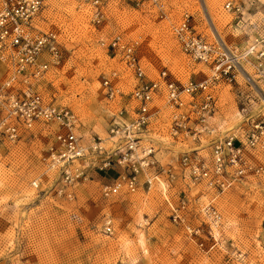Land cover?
I'll return each instance as SVG.
<instances>
[{"label": "rangeland", "instance_id": "1", "mask_svg": "<svg viewBox=\"0 0 264 264\" xmlns=\"http://www.w3.org/2000/svg\"><path fill=\"white\" fill-rule=\"evenodd\" d=\"M228 1L239 4L240 11L227 12ZM160 3L158 9L148 0H106L97 22L81 0H44L37 25L57 34L59 60L34 88L74 111L76 132L85 145L92 136H106L100 83L103 76L120 69L106 47L115 34L142 41L139 57L149 77L167 68L181 79L209 74L207 66L183 53L172 33V25L185 14L192 17L197 33L209 41L220 38L237 53L263 38L264 0ZM241 63L253 81L246 83L240 68L237 82L220 84L212 125L220 135L244 141L251 123L264 120V78H257L249 63ZM52 144L53 131L42 123L17 142L0 144V264H264V172L251 174L222 193L203 185L148 186L140 175L135 191L124 189L104 197L102 185L112 184L121 169L99 170L84 162V178L64 188L72 193L67 197L58 192L59 171L46 164ZM103 145L111 147L107 141ZM199 147L202 154L210 150L209 142ZM166 148L156 154L163 164L188 149L181 144ZM249 155L256 166H264V148L250 150ZM184 197L187 223L199 229L193 236L170 218L169 203L176 206ZM209 200L220 214L215 225L204 210ZM106 221L111 233L104 232Z\"/></svg>", "mask_w": 264, "mask_h": 264}, {"label": "built area", "instance_id": "2", "mask_svg": "<svg viewBox=\"0 0 264 264\" xmlns=\"http://www.w3.org/2000/svg\"><path fill=\"white\" fill-rule=\"evenodd\" d=\"M105 1L81 0V3L99 22ZM148 1L162 8L160 0ZM43 2L0 0V144H13L33 125L46 124L53 131L54 140L48 148L46 164L59 171V193L72 196L64 188L84 178L81 166L84 162L99 170L113 166L121 169L112 184L102 185L104 197L124 189L135 191L140 175L148 186L180 184L183 188H193L203 185L222 193L235 182L264 172V166H256L249 155L250 150L264 148V120L251 123L244 141L232 134L222 136L212 125L219 107L220 84L231 86L237 82L240 68L245 82L253 81L241 62L249 63L257 78H264V34L246 51L237 53L220 38L209 41L197 33L192 17L185 14L171 29L183 53L207 66L209 74L199 79L178 78L167 68L149 77L139 57L142 41L115 34L106 42V47L113 58H117L120 69L103 76L100 83L106 102V136H92L85 145L76 132L78 116L74 111L46 99L34 88L59 60L57 34L37 25ZM224 9L236 13L240 5L228 1ZM130 80L129 88L126 83ZM245 111L242 105L241 113ZM105 141L110 143V148L103 145ZM206 142L210 150L202 154L199 146ZM190 143L193 146H189ZM174 144L188 149L161 163L156 154ZM212 201H208L204 210L217 224L220 214ZM187 203V197L176 206L169 203L170 218L193 236L199 229L187 223ZM104 232H112L110 221L105 222Z\"/></svg>", "mask_w": 264, "mask_h": 264}, {"label": "bare ground", "instance_id": "3", "mask_svg": "<svg viewBox=\"0 0 264 264\" xmlns=\"http://www.w3.org/2000/svg\"><path fill=\"white\" fill-rule=\"evenodd\" d=\"M246 51V50H245ZM252 59V58H251ZM250 152V151H249ZM162 189H165L166 187L165 186H163V187H161ZM209 220H210V218H209V216H206ZM215 225V224H214Z\"/></svg>", "mask_w": 264, "mask_h": 264}]
</instances>
